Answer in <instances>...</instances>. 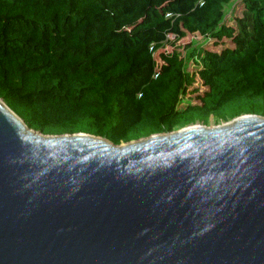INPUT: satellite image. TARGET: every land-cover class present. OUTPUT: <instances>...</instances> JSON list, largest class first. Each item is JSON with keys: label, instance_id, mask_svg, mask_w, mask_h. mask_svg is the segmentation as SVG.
<instances>
[{"label": "water", "instance_id": "obj_1", "mask_svg": "<svg viewBox=\"0 0 264 264\" xmlns=\"http://www.w3.org/2000/svg\"><path fill=\"white\" fill-rule=\"evenodd\" d=\"M0 264H264V117L115 145L0 98Z\"/></svg>", "mask_w": 264, "mask_h": 264}, {"label": "trees", "instance_id": "obj_2", "mask_svg": "<svg viewBox=\"0 0 264 264\" xmlns=\"http://www.w3.org/2000/svg\"><path fill=\"white\" fill-rule=\"evenodd\" d=\"M232 1L0 0V98L35 131L115 145L256 100L264 115V0L230 23Z\"/></svg>", "mask_w": 264, "mask_h": 264}, {"label": "rangeland", "instance_id": "obj_3", "mask_svg": "<svg viewBox=\"0 0 264 264\" xmlns=\"http://www.w3.org/2000/svg\"><path fill=\"white\" fill-rule=\"evenodd\" d=\"M241 7H242L241 0H233L231 3L225 5L224 18L226 20L230 21V23H231L232 18L234 16H239L240 15ZM168 37L170 39H172L174 37V33H169ZM199 39H200L199 34L192 33L188 37H183L179 42H181V46H182L183 44H187L190 40L197 41ZM170 49H171L170 45H168L166 47V49L163 48L164 51L170 50ZM157 61L159 62L160 59L157 58ZM186 66H187L188 70L192 71L194 69V66H193V64L190 61L187 63ZM259 104H260V100H256V101H253V102L243 103L239 107H229L227 109V111L224 112L222 115H218L219 117L214 116L213 114L209 115L208 122L205 123L204 125L208 126V127H212V126L224 124V123L229 122V121H231L232 119H234V118H236L238 116L248 114L247 112L250 109H253L255 111V113H253V114H257V115H260V116L264 117V115L261 114L260 111H258L259 110V108H258ZM224 116H226V118H224ZM196 123L197 124H203V123H201L199 121H196V122H194L192 124H196Z\"/></svg>", "mask_w": 264, "mask_h": 264}]
</instances>
